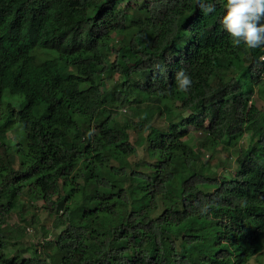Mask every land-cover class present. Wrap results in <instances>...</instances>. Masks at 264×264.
<instances>
[{"label":"trees","instance_id":"obj_1","mask_svg":"<svg viewBox=\"0 0 264 264\" xmlns=\"http://www.w3.org/2000/svg\"><path fill=\"white\" fill-rule=\"evenodd\" d=\"M211 2L204 15L196 0H0V264H247L263 252L264 49L233 47L226 0ZM172 109L190 113L185 129H165ZM16 122L26 145L8 136ZM191 126L229 152L247 133L254 150L236 148L239 168L220 175L186 140ZM144 133L159 155L141 169L130 157ZM23 199L52 216L54 251H5L30 228L8 223Z\"/></svg>","mask_w":264,"mask_h":264},{"label":"rangeland","instance_id":"obj_2","mask_svg":"<svg viewBox=\"0 0 264 264\" xmlns=\"http://www.w3.org/2000/svg\"><path fill=\"white\" fill-rule=\"evenodd\" d=\"M121 36L116 39L117 44L121 42ZM122 44V43H121ZM112 59H114V56H112ZM122 76L120 74H114L109 75L108 78H106V82L108 85V88L110 90H114L116 88V85L119 83V81L122 79ZM8 100L13 105H20V102L17 100L12 99L9 94L7 95ZM258 106L263 110L264 109V100L260 98H256ZM146 105V104H144ZM121 114L120 119L125 120L127 119L126 114H130L129 107H123L121 108ZM189 112L187 111H181L179 109H172L171 111H167L164 116L168 118L166 123L163 125L167 127L170 124H179L180 128L185 129L188 125L185 124L184 120L189 117ZM196 114H194L192 117H195ZM159 115H155L153 118V121L156 124H160L163 121V118L159 117ZM157 119V120H156ZM189 119V118H188ZM188 135L186 137V140L191 141L194 147L198 149V151L201 154L202 160L208 162L212 167H214L217 170V173L220 175H227L230 172L234 173V170L239 168L238 163L236 162V153L234 150L236 148L241 147H250L251 150H254L252 145L249 146L250 143V136L249 134H245L241 139L237 141L236 147H229L231 150L230 152L228 150H224L222 146H213L214 138L210 134L202 133L198 130H196L193 126H191L188 129ZM131 138L133 142H136L138 135L131 130L130 131ZM8 136L12 139L13 143L20 142L22 145H26L27 139H26V133L25 129L21 125L20 122H16L14 130L10 131L8 133ZM141 138H143V144L138 147V155L137 156H131V161H139L141 162V169H144V165H147L148 168L150 167V164L153 163L155 160H157L159 152L156 151V153L153 152V148L150 147L149 143V137L147 139L146 134L144 133ZM211 145V146H210ZM206 154L211 155L209 159L204 158ZM20 165V161L17 159L15 162V166L18 168ZM126 184L128 185L129 189L131 190V193L135 199L134 202H143L145 199V196L142 193H139V183L134 179H125ZM177 181V180H176ZM81 184L84 183V180H80ZM142 196V197H141ZM24 202V203H23ZM22 204H24L23 208L18 209V211L11 214V216L8 219V223L10 225H13L15 223L22 224V226L30 227L25 232L24 238L17 242V240L13 239H5V251L11 254L12 256L16 254V252L21 253L20 255L28 256L30 251L33 250L35 246H37L39 243L40 249L48 252L54 251L52 247L54 246V243L51 245H48L46 241L53 240L54 233L58 232V229L54 228L53 224V218L50 216L45 209H43V203L42 202H32L28 201L26 199H23ZM34 216V218L32 217ZM200 226V232L202 234H205L208 237H212L213 234V228L214 224L211 221L205 220ZM56 231V232H55ZM179 231L181 233H191L195 230H190L187 225H182L179 228ZM44 241V243H42ZM24 248V249H21ZM17 248L24 250V251H17ZM247 264H264V250L262 253L255 255Z\"/></svg>","mask_w":264,"mask_h":264},{"label":"clouds","instance_id":"obj_3","mask_svg":"<svg viewBox=\"0 0 264 264\" xmlns=\"http://www.w3.org/2000/svg\"><path fill=\"white\" fill-rule=\"evenodd\" d=\"M196 2L204 15L215 12V4L211 0ZM220 23L233 47L243 45L247 50L264 49V0H226ZM175 80L181 92L187 93L193 85L192 77L183 69L176 73ZM210 207L207 202L200 205L199 213L207 214Z\"/></svg>","mask_w":264,"mask_h":264},{"label":"built area","instance_id":"obj_4","mask_svg":"<svg viewBox=\"0 0 264 264\" xmlns=\"http://www.w3.org/2000/svg\"><path fill=\"white\" fill-rule=\"evenodd\" d=\"M209 156H210L209 154H206V155H205L206 158L209 157Z\"/></svg>","mask_w":264,"mask_h":264}]
</instances>
